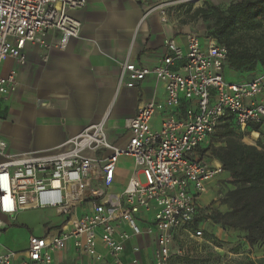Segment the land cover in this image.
<instances>
[{
    "label": "built area",
    "instance_id": "2783aa9c",
    "mask_svg": "<svg viewBox=\"0 0 264 264\" xmlns=\"http://www.w3.org/2000/svg\"><path fill=\"white\" fill-rule=\"evenodd\" d=\"M86 3L0 0V64L11 59L25 66L26 44L48 31L59 32L58 46H66L80 33V23L71 12ZM165 7L161 9L163 22ZM165 48L167 54L153 67L128 61L120 66L118 88L131 89L151 77L166 93L164 103L141 104L123 121V128L130 132L124 147L108 141L104 121L86 127L54 152L12 156L6 154L7 144L0 139V215L13 217L28 208H52L69 215L79 203L91 205L90 211L70 219L68 226L54 234L31 237L27 259L21 264H52V254L69 246L88 257L89 264H126L124 243L143 233L155 237L151 264H168L172 257H183L187 249L183 241L215 247L200 228L206 208L199 207L197 198L222 166L219 161L210 165L199 158L198 148L216 138L231 118L241 134L255 141L263 135L259 149L264 152V73L245 82L226 81V47L196 33L186 34L185 53L173 40L166 41ZM13 87L12 73L0 75V97ZM181 106L182 118L178 119L175 113ZM165 109L171 113L154 129L152 119ZM120 158H130L133 169L123 192L111 194L108 189ZM151 210H155L153 219L144 231L137 218ZM122 222L131 235L119 231ZM99 242L110 263L98 254ZM13 258L11 252L0 254V264H13Z\"/></svg>",
    "mask_w": 264,
    "mask_h": 264
},
{
    "label": "crops",
    "instance_id": "0c3cea01",
    "mask_svg": "<svg viewBox=\"0 0 264 264\" xmlns=\"http://www.w3.org/2000/svg\"><path fill=\"white\" fill-rule=\"evenodd\" d=\"M177 2L179 0H87L83 9L71 12L80 23V33L66 46H58L59 32L48 31L26 44L25 66L11 59L1 63L0 75L7 77L12 73L14 79L13 89L0 97V139L7 144L6 154L54 152L66 140L100 121L105 122L108 141L124 147L130 132L123 128V121L132 117L141 104L152 100L164 103L166 93L151 77L131 89L118 88L120 66L125 61L143 67L157 65L167 54L165 43L168 40H173L186 52V34L192 33L190 27L166 13L167 7ZM164 4L166 22L161 19ZM182 112L183 106L175 113L178 119L182 118ZM170 113L166 109L158 112L152 119V127L159 129L162 119ZM2 161L0 156V163ZM132 169L130 158H120L108 193L123 192ZM200 199L201 196L197 198L198 205ZM90 208V203L82 202L69 215L52 208L23 209L13 217L0 215V254L11 252L14 254L12 263L21 264L27 259L31 237L54 234L68 226L70 219L80 217ZM154 212L138 216L142 230L152 222ZM211 230L213 236L226 238L216 226ZM119 231L131 235L124 222ZM187 242H182L187 247L185 255L172 257L168 264H200L198 260H206L201 250L207 243ZM134 248L138 251L133 252ZM154 250L153 234L132 236L124 243L123 261L151 264ZM97 252L110 263L111 258L100 242ZM260 257L252 258L253 263L257 264ZM134 259L136 262L131 263ZM204 261L201 264H206ZM89 262L88 257L77 254L71 246L52 254V264Z\"/></svg>",
    "mask_w": 264,
    "mask_h": 264
},
{
    "label": "trees",
    "instance_id": "16d2710c",
    "mask_svg": "<svg viewBox=\"0 0 264 264\" xmlns=\"http://www.w3.org/2000/svg\"><path fill=\"white\" fill-rule=\"evenodd\" d=\"M194 16L207 23L201 38H212L228 51L223 76L225 72L239 76L236 82L240 83L264 73V0H233L224 7L205 4L194 11ZM241 135L231 118L217 135L223 140L217 146V157L222 171L230 176L232 189L223 200L228 211L208 216L206 208L204 217L225 230L241 232L244 242L254 248L264 245V152L259 149L263 135L260 134L256 145L245 144L238 139ZM212 142L199 147L198 151L215 150ZM205 237L214 245L222 246L210 234L205 233Z\"/></svg>",
    "mask_w": 264,
    "mask_h": 264
},
{
    "label": "rangeland",
    "instance_id": "374dc122",
    "mask_svg": "<svg viewBox=\"0 0 264 264\" xmlns=\"http://www.w3.org/2000/svg\"><path fill=\"white\" fill-rule=\"evenodd\" d=\"M231 1L233 0H179L176 4L168 6L166 13H168L174 20H177L184 25H188L192 33L203 35L206 32L207 23H205L201 17L194 16V11L197 8L204 7L205 4L224 7ZM224 78L228 82H236L239 79V76H234L225 72ZM233 138L237 139L235 136H233ZM239 138L242 142L249 145H254V143L257 144V142L260 141H255L251 136H246L245 134H242L238 139ZM222 142L223 140L220 137L213 139L211 147L215 150L206 153L199 152L197 156L205 159L210 165L216 160H219L220 162V159L217 157L219 152H217L216 149L219 148L217 146ZM230 181V176L221 170V172L214 176L212 181L207 183L206 191L201 194L199 205L208 204L206 207L209 210L208 216H211L214 212L225 213L228 211L227 206L223 204V200L225 194L232 189V186L229 183ZM199 225L202 228L204 235L205 233H210V235L213 236L211 233V227L216 226L217 229H220L221 232L225 233L226 238L221 237L219 239L213 236V238L215 237L221 242L222 246L218 247L214 244L215 248L209 245L206 247L203 246L201 254H203L202 256L206 258V260H198V263L201 264L204 261L206 264H254L252 258H256L258 255L261 257L257 264H260L261 262L264 263V245L248 248L247 244L244 242V235L241 232L232 229L225 230L222 226L212 224L206 217L201 218ZM226 259H228L227 262H222V260L224 261ZM255 261L257 260L255 259Z\"/></svg>",
    "mask_w": 264,
    "mask_h": 264
}]
</instances>
